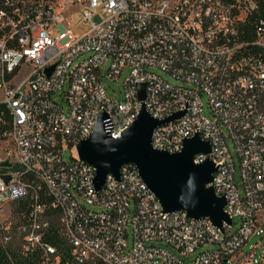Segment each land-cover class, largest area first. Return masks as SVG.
I'll list each match as a JSON object with an SVG mask.
<instances>
[{
	"label": "built area",
	"instance_id": "1",
	"mask_svg": "<svg viewBox=\"0 0 264 264\" xmlns=\"http://www.w3.org/2000/svg\"><path fill=\"white\" fill-rule=\"evenodd\" d=\"M124 71L112 100L101 76ZM0 95V161H10L0 198L27 201L14 246L23 264H264V0H0ZM142 104L157 120L182 112L154 128V149L179 152L196 134L209 142L193 162L216 166L207 186L230 224L165 211L132 163L96 187L76 144L101 113L121 137Z\"/></svg>",
	"mask_w": 264,
	"mask_h": 264
},
{
	"label": "water",
	"instance_id": "2",
	"mask_svg": "<svg viewBox=\"0 0 264 264\" xmlns=\"http://www.w3.org/2000/svg\"><path fill=\"white\" fill-rule=\"evenodd\" d=\"M52 68L46 69L47 74ZM144 88V84L138 85L140 100L145 98ZM181 114L157 120L142 104L132 124L121 137L114 139L104 130L102 120L105 114L101 113L94 131L76 144L77 155L95 168L97 188L101 187L107 173L118 177L121 165L132 163L165 211L184 210L188 217H208L221 228L223 222L230 224L231 220L224 212L225 198L217 196L212 186H207L216 166L209 158L198 164L193 162L194 154L211 151L209 142L202 141L196 134L184 139L182 150L176 153L154 149L151 145L154 128ZM0 165L9 166V157L0 161ZM5 179L10 178L6 176Z\"/></svg>",
	"mask_w": 264,
	"mask_h": 264
},
{
	"label": "rangeland",
	"instance_id": "3",
	"mask_svg": "<svg viewBox=\"0 0 264 264\" xmlns=\"http://www.w3.org/2000/svg\"><path fill=\"white\" fill-rule=\"evenodd\" d=\"M78 19H79V17L76 18V20L74 21L73 32L82 34V33L86 32L89 27L86 25H82V24L75 26V23L78 21ZM55 30L59 31V32L65 31L64 27L61 24L56 25ZM61 42L63 43L64 41H61ZM107 65H108V63H107ZM154 71L159 73L162 77H164L170 83L178 84V82L174 78H172L169 74H166V73L160 71L159 69H155ZM126 73L127 72L124 71L118 79H112V78L107 77V76H101V82L104 85V88H105L108 96L112 100L121 99V97H122L121 92L123 89V79H124ZM0 98H1V95H0ZM202 100H203L204 112H205V114L209 115L208 109H207L206 98L202 97ZM228 145H229V149L231 151V154L233 156L234 163L236 166L235 167V178H236L238 185L240 186L239 173H238L239 172V170H238V158H237V155L235 153V150H234V147L232 146V144L229 143ZM70 156H71V153L69 151L63 152V157L66 161H70ZM16 206H17V201L5 199V198L4 199L0 198V247H8V246L14 247L15 245L20 244L19 230H18L19 215L15 211ZM235 222L239 223V217H235ZM8 224L11 225V230H10L11 239L6 241L4 238V236H5V230H4L5 228L4 227ZM256 238H257L256 236L252 237L250 239L249 243L255 242ZM156 245H159V246L166 248L168 251L175 254L177 257L183 259L184 261H187V262L189 261L188 258L182 256L176 249H174L173 247H171L169 245H165L164 243H161V242H157ZM206 248H212V246L211 245H205V246L197 249L196 252L203 250V249H206ZM246 249H247V246L245 247V250Z\"/></svg>",
	"mask_w": 264,
	"mask_h": 264
},
{
	"label": "trees",
	"instance_id": "4",
	"mask_svg": "<svg viewBox=\"0 0 264 264\" xmlns=\"http://www.w3.org/2000/svg\"><path fill=\"white\" fill-rule=\"evenodd\" d=\"M27 201L26 199H20L17 201L16 213L22 212L26 207ZM16 262L17 264L28 263L29 258L27 255L21 253L19 248L16 247H0V264H10L12 262Z\"/></svg>",
	"mask_w": 264,
	"mask_h": 264
}]
</instances>
